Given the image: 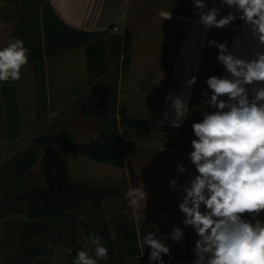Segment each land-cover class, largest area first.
Returning <instances> with one entry per match:
<instances>
[{
    "label": "crops",
    "instance_id": "0c3cea01",
    "mask_svg": "<svg viewBox=\"0 0 264 264\" xmlns=\"http://www.w3.org/2000/svg\"><path fill=\"white\" fill-rule=\"evenodd\" d=\"M191 1L195 13L197 9ZM45 3L48 4V21L57 23L59 18L72 30L90 33L108 31L112 37L129 30L133 36L130 66L127 72L122 70L121 60L109 66L110 45L104 62L93 63V68H90L84 48L44 56L42 62L24 65L21 78L15 81L21 135L18 141L23 143L21 149L30 148L31 141L43 135L71 131L76 136L81 132L78 125L93 127L94 132L98 133L99 109L109 104L116 94L118 108H125L129 118L169 127H172L170 121L176 114L169 108L170 101H166L165 96H180L188 100L190 112L178 128L193 130L192 124L200 122L205 111H214L203 103L207 97L202 92H208L209 96L211 94L206 79L228 75L225 67L217 61L218 49L209 45L208 41H227L230 49L246 59L251 58L252 49L256 47L255 38L239 19L227 28L205 29L197 23L199 14L184 17L183 14L166 10L171 4L177 5L183 0H45ZM207 4L214 6L219 2L207 0ZM9 9L5 0H0V50L12 41L18 28V18H10ZM44 10L43 6L42 12ZM170 12L171 18L166 19ZM4 19L6 22H1ZM34 21V17H31V25H23L22 33L27 38ZM233 26L240 30L234 31ZM234 37L238 38V47L233 44ZM103 65L106 66V73L92 82V71L96 74ZM193 76L197 77V81L189 89L185 87V82ZM257 86L264 87V83L247 86L250 99L253 95L251 89ZM79 101L86 114L76 106ZM3 102L1 96L0 135L8 132ZM165 112L168 113L167 120L164 118ZM120 132L123 148L131 155L130 161L144 158L151 166L168 165L169 154L163 150L162 144L164 137L127 128H122ZM10 144L12 142L0 136V149L8 148ZM248 215L252 217V214ZM153 225L168 237L175 226L147 220V232L154 231ZM183 230L184 235L179 243L170 238L165 242L170 245L171 254L194 260L193 249L199 237L188 231L190 239L187 240L186 231ZM185 243L192 245V252L188 256L185 249L189 248Z\"/></svg>",
    "mask_w": 264,
    "mask_h": 264
},
{
    "label": "trees",
    "instance_id": "16d2710c",
    "mask_svg": "<svg viewBox=\"0 0 264 264\" xmlns=\"http://www.w3.org/2000/svg\"><path fill=\"white\" fill-rule=\"evenodd\" d=\"M5 2L10 7V18H18L15 38L23 40L29 50L28 63H39L44 56L84 48L90 68H93V63L104 62L110 45L109 66L121 60L122 70H129L133 47V36L129 30L113 37L108 31H76L59 18L56 24L49 22L45 0ZM43 6L45 10L42 12ZM31 17L35 20L34 27L27 38L22 28L23 25H31ZM1 22H6V19ZM106 71L105 65L96 74L92 71V82ZM1 96L4 98V120L8 132L0 136L8 142H15L21 136L15 81L0 82ZM76 106L86 114L81 101ZM97 119V137L89 143L79 144L71 131L39 136L31 141L30 148L19 151L0 166V227L3 228L0 264H55L58 246L66 249L64 264H74L80 250H91L95 258L93 246L88 244L86 247L87 237L93 232L102 238L100 243L108 249L110 257L98 260V264H149L150 248L143 245V238L152 231L147 232V221L137 220L133 208L128 206L124 194L131 188L129 183L97 186L59 174L36 176L33 170L42 158V151L50 147L59 148L66 157H83L94 163L128 170L135 159L130 161L131 155L123 148L120 131L127 128L164 137L163 150L169 154L166 168L183 177L184 174L177 172L178 164L195 174V166L188 159V154L193 150L191 141L196 137L193 130L129 118L125 108H118L117 94L109 104L99 109ZM135 161L138 168L153 169L149 171L152 177H158L156 173L164 167L148 165L144 158ZM189 233H186L187 240L190 239ZM157 235L168 237L160 231ZM185 246L192 250L190 243H185ZM163 260L165 264H191L193 261L171 252L164 255Z\"/></svg>",
    "mask_w": 264,
    "mask_h": 264
},
{
    "label": "clouds",
    "instance_id": "9594fccd",
    "mask_svg": "<svg viewBox=\"0 0 264 264\" xmlns=\"http://www.w3.org/2000/svg\"><path fill=\"white\" fill-rule=\"evenodd\" d=\"M193 3L200 17L197 23L205 29L227 28L239 19L255 38L256 47L246 59L230 49L227 41H208L218 49L217 61L228 75L206 79L211 94L202 92L207 97L203 103L214 111H205L202 121L192 124L196 139L191 141L193 150L188 159L195 174L190 173L192 178L182 185L172 179L170 187L185 193L179 203L183 224L191 226L199 237L191 264H264V221L258 218L264 212V87H253L251 99L247 87L264 83V0H219L220 6L212 8L207 0ZM224 6L231 11L218 19ZM170 18L171 12L166 19ZM233 44L239 46L237 37ZM28 53L23 40L15 37L0 50V82L21 78ZM196 81L197 77H191L185 87L191 89ZM165 100L176 114L171 126L180 127L190 112L188 100L171 94ZM164 118L168 119L167 112ZM177 172L183 174L184 166L178 164ZM124 195L129 207L147 199L140 187L129 188ZM245 214H252V220L243 218ZM153 228L143 238V245L150 248L149 264H165L163 256L170 255V248L166 238L157 235L158 228ZM183 235V228L174 226L167 238L179 243ZM101 239L95 232L88 236L86 247L93 246L95 258L91 250H80L74 264L108 260L109 252Z\"/></svg>",
    "mask_w": 264,
    "mask_h": 264
},
{
    "label": "rangeland",
    "instance_id": "374dc122",
    "mask_svg": "<svg viewBox=\"0 0 264 264\" xmlns=\"http://www.w3.org/2000/svg\"><path fill=\"white\" fill-rule=\"evenodd\" d=\"M191 4V0H183V3H179L177 5L171 4L167 7L166 10L183 14V16L189 15L194 13ZM219 6V4H216L214 6L208 5V8ZM229 11H231L229 7H221L218 19L220 18V16L226 15ZM194 14H198V11L195 10ZM204 75L206 74L203 71V76ZM200 121H202V119H200ZM78 128L81 132L78 133L75 137L79 144L89 143L97 137V132H94L93 127L84 128V126L78 125ZM22 145L23 143L17 140L15 142H12V144H10L8 148L0 149V166L10 158H12L19 151L25 150L21 149ZM41 156L42 158L33 170V173L36 176H49L50 174H59L78 179L90 185L105 187L118 186L122 182H127L129 183L131 188L140 187L143 188L147 193V199L145 203L143 200H141L135 207H132L137 220L141 222L154 220L156 222H162L164 224L170 223L175 226L184 228L186 233H188V231L196 233L191 226H185L183 224V220L185 219V217L184 214H182L179 210V203L181 202V198L183 195H185V193L179 187H177L175 190L170 187V181L172 179H177L178 185L188 183L192 178L190 173L193 174L190 170L185 169V172L183 173L185 176L178 177L177 173L175 174L171 171V169L166 168V166L168 165H164L163 169L160 170L161 172L159 171L158 173H156L159 176L152 177L149 174L151 168H138V166L136 167L137 162L135 160L132 161L131 164L129 163L131 165V168L127 170L94 163L83 157H66L64 156V153L57 147L45 148L42 151ZM168 211H170V213ZM243 218L252 220V217L248 214H245ZM258 218L261 221H264V212H262ZM171 219L173 220L171 221ZM2 229L3 228L1 226L0 241L3 235ZM178 252H181V250ZM189 253L190 250L186 251L187 256L190 255ZM65 255L66 249L58 246L56 249V257L54 263L64 264Z\"/></svg>",
    "mask_w": 264,
    "mask_h": 264
},
{
    "label": "built area",
    "instance_id": "2783aa9c",
    "mask_svg": "<svg viewBox=\"0 0 264 264\" xmlns=\"http://www.w3.org/2000/svg\"><path fill=\"white\" fill-rule=\"evenodd\" d=\"M232 29H233L234 31H239V30H240V28H239V27H236V26H233Z\"/></svg>",
    "mask_w": 264,
    "mask_h": 264
}]
</instances>
